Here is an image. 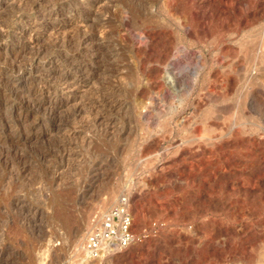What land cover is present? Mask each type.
<instances>
[{"label":"rangeland","instance_id":"374dc122","mask_svg":"<svg viewBox=\"0 0 264 264\" xmlns=\"http://www.w3.org/2000/svg\"><path fill=\"white\" fill-rule=\"evenodd\" d=\"M18 3L0 1V31L19 25ZM73 11L55 18L82 64L73 112L0 110V264H264V0H73ZM86 18L105 37L79 52ZM1 39L0 72L27 38ZM8 79L24 93L39 76ZM120 195L138 239L91 258L84 238Z\"/></svg>","mask_w":264,"mask_h":264},{"label":"bare ground","instance_id":"6f19581e","mask_svg":"<svg viewBox=\"0 0 264 264\" xmlns=\"http://www.w3.org/2000/svg\"><path fill=\"white\" fill-rule=\"evenodd\" d=\"M0 1H5V0H0ZM18 1H19L18 6L22 5V8H23V5L26 6V7L24 6V8H23L24 11L20 12L19 15L17 16L19 25L18 26H12L10 28L7 27V30L0 31V36L3 39V37L5 35H8V34H10V32L14 31V32H16V34L19 33L21 35H25L27 40L25 42H22L21 45H19L20 49L16 50V52H9L10 54L6 55V57L3 58L4 61H2V62H4L3 63L4 67L2 68L3 70L0 72V79L2 81L0 83V110L3 109L5 111V113H7V115H13L17 108H24V110H27V111L29 109L32 111V110H36V109L39 110L42 108L43 112L47 113L49 117L53 116L54 113L59 112V111L71 110L73 112V99H74L73 98V80H74L73 69L75 67H80L82 64L79 63V65H76V63L73 60V58L75 56L73 57V44H72L73 42L71 43V40L73 37L72 35H74V34L71 35V30H67V29L65 30V28L69 24V22L68 21L67 22H63V21L62 22H59V21L55 22L56 14L59 11H66V13L73 15V12H74L73 11V0H28V1L27 0H18ZM87 4H91V3L88 2ZM95 5H97V4H95ZM74 7H76V6H74ZM25 9H26V11H25ZM99 9H100V7H99ZM109 10H110V8H109ZM94 11H96V10H94ZM106 11H108V10H106ZM80 15H82V14H80ZM196 15H197V13H196ZM88 20L89 19H87V18L85 20L80 19V22H81L82 26L84 25V28L80 29V30L78 29V31H76V33L78 32L77 33L78 37H77V41L75 40V42H77L76 43L77 44L76 49L79 52H81V50L87 49L88 45H90L91 43H94V41L100 40L101 38H103V36L105 37L103 31H101L100 29L99 30L94 29L92 27V25L87 24ZM39 23L41 25H39ZM105 24H107V23H105ZM111 37H113V36H111ZM73 39H76V37ZM105 42H106V40H105ZM96 48H97V46H96ZM87 53H90V51ZM93 53L94 52H92V54ZM81 54H83V52ZM94 54H96V53H94ZM90 55H91V53H90ZM81 62H83V61H81ZM98 66H100V65H98ZM106 66H105V68H106ZM80 68H82V67H80ZM13 73L14 74L15 73H18V74L29 73V74H33V75L38 74L39 79L37 81V84L35 83L36 85L33 84V85H35L34 89L30 88L31 90H29V87H28L27 91H25L23 93V91L20 90L21 88H18V86H16L14 84L15 82L14 83L10 82V80L8 79V76L10 77V75ZM15 115H17V114H15ZM9 117L10 116H8V118ZM58 117H60V116H58ZM55 124H56V122H55ZM97 125H98V123H97ZM25 126H23V127H25ZM64 126H66V125H64ZM24 131H25V129H24ZM69 133L71 135V134H73V131L69 130ZM17 137H19V136H17ZM5 142L6 141L0 142L1 143V145H0V156H1V158L5 152L4 147H2V144H4ZM11 144H13V141ZM15 145H16V143H15ZM8 146H10V145H8ZM8 146H7V148H8ZM13 147H14V145H13ZM11 148H12V146H11ZM7 153H8V151H7ZM3 160H5V158ZM16 173H17V171H16ZM54 178L56 181H58L59 175L57 177H54ZM108 199H110V198H108ZM95 216H97V215H95ZM92 220H90V221H92ZM83 226H84V224L81 223L74 230V232H73V240L74 241H76L77 239L80 238V236L82 234Z\"/></svg>","mask_w":264,"mask_h":264},{"label":"built area","instance_id":"2783aa9c","mask_svg":"<svg viewBox=\"0 0 264 264\" xmlns=\"http://www.w3.org/2000/svg\"><path fill=\"white\" fill-rule=\"evenodd\" d=\"M97 216L96 224L87 232L82 244V250L89 257L112 254L138 239L126 195L118 196L111 207L98 212Z\"/></svg>","mask_w":264,"mask_h":264}]
</instances>
